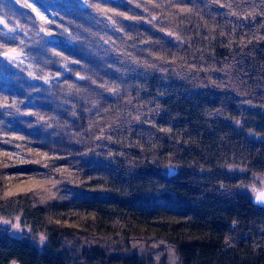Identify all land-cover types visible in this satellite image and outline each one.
<instances>
[{"label":"trees","instance_id":"16d2710c","mask_svg":"<svg viewBox=\"0 0 264 264\" xmlns=\"http://www.w3.org/2000/svg\"><path fill=\"white\" fill-rule=\"evenodd\" d=\"M0 18V264H168L167 243L170 264H264L246 190L264 0H0Z\"/></svg>","mask_w":264,"mask_h":264},{"label":"rangeland","instance_id":"374dc122","mask_svg":"<svg viewBox=\"0 0 264 264\" xmlns=\"http://www.w3.org/2000/svg\"><path fill=\"white\" fill-rule=\"evenodd\" d=\"M254 184L252 185H249L247 187V192L250 194L251 193V190H252V186L253 185H262L264 183V175H260V174H255L254 175ZM4 223L6 221V225L12 227V230H11V233L14 234V235H21L22 234V228L19 227V229H16L15 227H13L14 225L16 224H19V219L18 218H13V219H8V220H2ZM159 241V239H154V240H151V245L153 250H152V253L154 254L153 256V259H158L160 256L159 255H163V251H162V248H159V245L157 244ZM142 243H144L142 241ZM168 248L165 250L166 253H165V259L167 261L168 264L170 263H174V261L176 260L177 258V254L175 253V250L170 246L169 243H167L166 245ZM257 247L260 248V249H264V240L261 241L260 239L258 240V243H257ZM144 247H140V249L142 250ZM10 264H17L16 262H11Z\"/></svg>","mask_w":264,"mask_h":264},{"label":"snow or ice","instance_id":"6c2138e0","mask_svg":"<svg viewBox=\"0 0 264 264\" xmlns=\"http://www.w3.org/2000/svg\"><path fill=\"white\" fill-rule=\"evenodd\" d=\"M24 6L25 7H32L30 4H27V3ZM32 10L33 11H36L35 8H33ZM181 10L183 11V10H186V9H181ZM36 14L38 16H40V19L41 20H44L45 19V17L42 16V15H40L39 12H37ZM0 23H5V21L3 20V18H0ZM16 51L17 50L15 48H13V49H9L8 51H5V52L0 53V54H2L3 56L7 57L9 55V52H16ZM7 106H9V105H7L6 103L0 104V107H7ZM41 119H43V117H41ZM16 138L17 139H23V137H16ZM5 142H7V141H5ZM44 155L46 156V154H44ZM58 171H60V170L58 169ZM31 190L32 189H22L21 191H31ZM252 191L256 193V195H255V201L256 202H262V203H264V189H257L255 187V185H253L252 186ZM13 194L14 193L12 191H10V190L5 192V195L6 196H10V195H13ZM5 223H6V221H5ZM13 227H15L16 229H19L20 225L19 224H16ZM40 239H41V243H43V241L45 240V237L43 236V234H41Z\"/></svg>","mask_w":264,"mask_h":264},{"label":"water","instance_id":"95a60500","mask_svg":"<svg viewBox=\"0 0 264 264\" xmlns=\"http://www.w3.org/2000/svg\"><path fill=\"white\" fill-rule=\"evenodd\" d=\"M176 171H177V169H175V168H173L171 166L169 167V174L170 175L176 173ZM261 189H264V188H261ZM255 195H256V193H255ZM255 195L252 197V202L255 203V204H259V205H264V203H262V202H256L255 201Z\"/></svg>","mask_w":264,"mask_h":264},{"label":"flooded vegetation","instance_id":"af4514ba","mask_svg":"<svg viewBox=\"0 0 264 264\" xmlns=\"http://www.w3.org/2000/svg\"><path fill=\"white\" fill-rule=\"evenodd\" d=\"M255 187H256L257 189L264 188V183H263L262 185H258V186L255 185ZM254 195H255V192H253V191L251 190V193H250L251 200H252V197H253ZM254 204H255V203H254ZM255 205H258V206H261L262 208H264V205H259V204H255Z\"/></svg>","mask_w":264,"mask_h":264}]
</instances>
